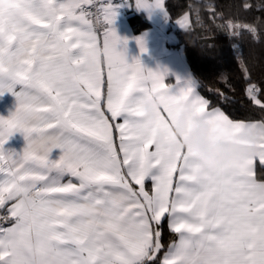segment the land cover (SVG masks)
<instances>
[{"label": "snow or ice", "instance_id": "1", "mask_svg": "<svg viewBox=\"0 0 264 264\" xmlns=\"http://www.w3.org/2000/svg\"><path fill=\"white\" fill-rule=\"evenodd\" d=\"M135 6L169 18L165 0ZM117 7L112 0L0 6V96L16 102L0 116V264H264V143L257 155L215 169L172 148L178 104L211 122L213 142L248 143L243 130L264 120L231 119L192 80L167 86L166 73L139 57L129 63L127 40L113 27ZM228 27L240 34L241 25ZM137 44L147 51L142 39ZM149 93L164 94L155 121L144 119ZM259 93L250 83L248 97L264 110ZM15 133L26 142L20 152L4 147ZM165 220L176 235L167 245Z\"/></svg>", "mask_w": 264, "mask_h": 264}, {"label": "trees", "instance_id": "2", "mask_svg": "<svg viewBox=\"0 0 264 264\" xmlns=\"http://www.w3.org/2000/svg\"><path fill=\"white\" fill-rule=\"evenodd\" d=\"M165 6L174 44L182 46L198 90L210 105L233 119L264 120V110L247 95L254 83L264 103V0H165ZM185 16L187 27L181 28L178 21ZM129 21L135 31L150 24L140 11L130 14ZM230 24L241 25L239 35H232ZM243 25L255 27L256 34ZM175 236L164 222L163 243Z\"/></svg>", "mask_w": 264, "mask_h": 264}, {"label": "crops", "instance_id": "3", "mask_svg": "<svg viewBox=\"0 0 264 264\" xmlns=\"http://www.w3.org/2000/svg\"><path fill=\"white\" fill-rule=\"evenodd\" d=\"M112 2L114 5H119V7L116 8L117 15L113 27L119 37L127 40L125 55L128 62L131 63L133 58L139 57L142 65L146 69L152 71L159 70L162 73H166L164 83L167 86L175 85L178 78L181 83L190 79L195 82V92L205 98L198 90L197 83L186 62L182 46L174 44L176 36L173 30L168 27V18H165V13L160 9H155L151 12L144 9H138L135 6V0H112ZM136 11L142 12L150 23L147 27L142 28L139 31H135L129 21V15ZM138 38L143 40L144 47L147 51L141 53L140 47L137 44ZM120 49L124 50V46H120ZM15 107V97L11 93H5L3 96H0V116L7 117L11 111L15 110ZM206 110H210V108ZM234 120L244 122L259 121ZM25 143L23 135L21 133H15L4 147L6 149H14L17 152H20L25 146ZM58 154L59 150H54L52 155L53 157H56ZM255 163L257 166L259 165L258 160ZM146 187H151V181L146 182ZM164 222L167 225V221L165 220ZM175 239L176 236L173 240Z\"/></svg>", "mask_w": 264, "mask_h": 264}, {"label": "clouds", "instance_id": "4", "mask_svg": "<svg viewBox=\"0 0 264 264\" xmlns=\"http://www.w3.org/2000/svg\"><path fill=\"white\" fill-rule=\"evenodd\" d=\"M7 0H0V6H4ZM162 93H149L143 99L142 109L146 121H155L158 114L163 110L165 100ZM174 123L172 133L178 143L173 144V150L191 151L192 159L207 169H215L223 166L239 156H255L261 149L260 144L264 143V124H257L255 127H246L241 137L248 143L238 144L230 140L212 141V124L205 117L198 115L194 108L188 104H178L174 108ZM164 134L161 133L158 139L163 142ZM28 197L35 196V189L27 193ZM25 203H29L25 199Z\"/></svg>", "mask_w": 264, "mask_h": 264}, {"label": "built area", "instance_id": "5", "mask_svg": "<svg viewBox=\"0 0 264 264\" xmlns=\"http://www.w3.org/2000/svg\"><path fill=\"white\" fill-rule=\"evenodd\" d=\"M119 1H126V0H119ZM100 31H103V29H100ZM3 214H4V210L0 209V215H3Z\"/></svg>", "mask_w": 264, "mask_h": 264}]
</instances>
